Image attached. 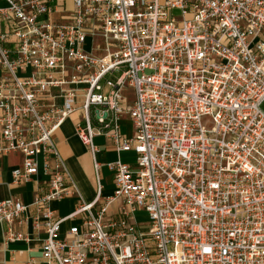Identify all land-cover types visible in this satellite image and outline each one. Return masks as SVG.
<instances>
[{"label":"built area","instance_id":"2783aa9c","mask_svg":"<svg viewBox=\"0 0 264 264\" xmlns=\"http://www.w3.org/2000/svg\"><path fill=\"white\" fill-rule=\"evenodd\" d=\"M0 2V155H21L14 184L40 158L49 177L30 203L0 199L5 242L27 240L28 210L45 233L41 263L26 264H264V0ZM78 91L90 201L53 138ZM96 135L135 154L132 166L108 163V197ZM71 195L76 209L55 217L51 202ZM78 213L87 216L67 229L73 238H61Z\"/></svg>","mask_w":264,"mask_h":264},{"label":"crops","instance_id":"0c3cea01","mask_svg":"<svg viewBox=\"0 0 264 264\" xmlns=\"http://www.w3.org/2000/svg\"><path fill=\"white\" fill-rule=\"evenodd\" d=\"M79 102L76 110L62 123L60 128L54 133V140L65 161V164L75 181L79 193L85 201L94 198L96 192V181L92 167V156L86 147L81 143L75 134V123L82 117V91H78ZM129 100L132 99L131 92L128 93ZM120 131L125 136H131L133 126L131 120L123 117L119 121ZM93 142L98 146L95 159L100 162V183L102 184V197H108L114 189L112 171L108 167L109 162L118 158L129 165H134L135 154L133 151H122L119 154L114 149L111 141L104 135H96ZM21 161V155L18 153H9L0 155V199L8 197H17L24 203H30L35 195L45 193L48 187V175L44 173L42 159L39 160L38 172L26 183H12L11 171L18 166ZM79 198L75 195L67 196L61 200L52 201L50 206L55 211V217H65L73 213L78 205ZM118 206L117 202L109 205L110 213H114ZM136 213H144L138 211ZM30 210L26 212L28 222L21 230L27 236V240H18L5 242L3 240L0 226V264H26L30 256L34 257L38 263H41V247L45 238L43 231H35L32 228ZM145 214V213H144ZM87 215L78 213L70 216L61 223V238L71 240L73 237L67 233L71 225H80ZM114 217H118L115 215Z\"/></svg>","mask_w":264,"mask_h":264},{"label":"rangeland","instance_id":"374dc122","mask_svg":"<svg viewBox=\"0 0 264 264\" xmlns=\"http://www.w3.org/2000/svg\"><path fill=\"white\" fill-rule=\"evenodd\" d=\"M2 5V3L0 2V6ZM263 108H264V105H263ZM136 221H147L148 220V216L147 214H144V213H136L134 215Z\"/></svg>","mask_w":264,"mask_h":264}]
</instances>
